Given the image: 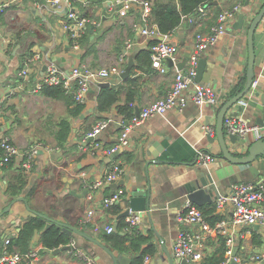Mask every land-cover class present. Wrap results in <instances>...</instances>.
<instances>
[{"label": "crops", "instance_id": "obj_1", "mask_svg": "<svg viewBox=\"0 0 264 264\" xmlns=\"http://www.w3.org/2000/svg\"><path fill=\"white\" fill-rule=\"evenodd\" d=\"M8 1L9 5L0 13V136L9 134L20 149L35 140L45 141L50 149H40L33 157L27 173V185L20 195L13 198L5 190L8 180H12L18 173L17 168L21 167V157H16L14 166L8 163L4 166L0 164V247L5 237L18 233L21 224L31 213L27 208L29 205L47 216L83 230L90 237L111 248L114 254L124 253L125 258L122 257L121 262L123 259H130V264H133L135 255L146 248L150 250V264H168L165 253H173L178 231L182 228L191 231L199 229L197 224H186L176 219V214L183 209L186 199H189L186 184L192 179L195 169L202 167L210 172L219 195L226 194L233 184L240 181L250 180L264 184V158L262 157L261 163H254L255 172H259L255 176L248 166L233 164L222 157L217 134L221 107L239 93L248 81L249 21L245 20L241 28L236 27L239 24V12H244L252 18L264 4V0H242V8L227 24L225 34L215 45L203 50L200 56V69L197 71L196 80L216 89L221 97L220 103L213 106L198 105L189 101L182 109L173 108L165 114L153 115L133 128L129 145L114 157L121 161L124 167L117 181L119 185L105 186L95 193V199L92 201H88L84 194L81 195L83 190L87 191L86 181L100 176L114 158L106 160L109 155L81 150L78 141L91 130L96 121L112 117L114 120L97 137L100 143L112 145L120 132L118 119L127 117L117 111V104L126 103L130 98L129 104L134 112L161 97L171 86L175 71L187 66L186 59L183 67H178L185 57L188 58L193 48L195 33L207 32L215 21V16H194L192 20L185 19L171 32L159 35V39L163 38L176 48L173 64L169 65L165 60L166 69L160 71L151 66L149 59L148 45L151 38L138 30L142 25L141 7L136 3L128 7L117 3L116 0H87L84 6L80 5V2L75 3L76 9L99 20V25L90 24L87 32L80 38V46L74 48L62 25L67 10L64 5L52 7L45 0ZM237 1L239 0H212V4L218 11L231 7ZM253 37L255 75L253 88L247 98L256 100L260 107L245 104L239 114L249 123L260 125L262 132L264 125L260 120L264 117V108L260 103L261 95L254 96V89L257 88L260 94H264V16L257 24ZM127 42H130V46L124 55V61L120 63V72L132 58L129 74L125 78L119 76L120 72L113 75L110 78H116V81L107 86H99L98 82L91 83L85 106L78 115L71 112L73 104L66 102L69 98L72 99L69 93L53 96L47 94L44 89L34 90V84L40 79L46 64L55 63L65 75L78 63L99 68L109 66L118 61ZM88 47L92 49L87 51ZM35 53L40 57L32 64L28 75L21 76L19 70L23 59ZM243 77L241 90L234 92L233 88ZM103 87L118 88L119 98L110 108L99 111V117H96V97ZM68 94L69 98L66 97ZM235 108L236 104L227 112H232ZM63 118L70 121L71 128L64 145L59 146L56 131ZM206 124L214 129L212 133L205 132L203 125ZM222 131L227 146L235 152L224 124ZM246 137L251 140L256 135L250 131ZM149 139H154L164 146L157 156L145 154V144ZM153 147L158 151L156 146ZM199 151H210L214 158L205 165L198 164L196 156ZM157 158L159 161H151L146 166L147 159ZM82 172L85 174L82 175ZM33 186L34 193L25 201L21 199L20 197ZM106 187L109 189L105 190ZM117 188L123 191L122 199L117 203L118 213L103 207L101 203L103 195ZM136 189H149L150 201L141 211L140 221L132 228L134 231L124 227L119 229L117 226L116 230L108 233L105 226L115 222L118 225L121 213L131 209L129 198L131 192ZM216 198L213 196L203 205H196L202 209L210 223L220 218L229 220L228 229L233 237L232 248L236 247V261L264 264V229L258 225L232 224V205L225 203L221 209H217ZM89 207L95 210L91 220L86 222L84 218ZM121 218L124 222L125 217ZM118 231L127 236H133L135 232L141 234L144 240L140 243L138 251L128 248L129 239L125 241V247H119L109 238L111 233ZM41 232H35L30 241L27 252L34 254L23 258L21 264H84L83 260L75 255L73 248L66 247L68 244L55 247L59 248L56 252L51 251L55 248L45 251L40 241ZM220 236L223 235L207 236L203 258L220 245ZM72 238L75 239L77 247L92 258V264H114L109 254L96 242L79 234ZM251 255L259 256L251 259ZM202 260L189 262L202 264Z\"/></svg>", "mask_w": 264, "mask_h": 264}, {"label": "built area", "instance_id": "obj_2", "mask_svg": "<svg viewBox=\"0 0 264 264\" xmlns=\"http://www.w3.org/2000/svg\"><path fill=\"white\" fill-rule=\"evenodd\" d=\"M39 0H35L38 2ZM52 7L65 6V18L63 20V29L69 34L71 46L78 48L80 46V38L87 30L88 26L99 25V20L94 19L81 10L75 8V3L80 2L82 6L87 3V0H45ZM117 3L124 7L136 3L140 5L142 25L138 27L141 34L151 38L148 45V51L151 61V66L160 71H165L164 65L166 58H170L173 62L176 59L175 46L158 36L161 35L156 24L150 20L151 0H116ZM9 5V1H0V13ZM242 0L237 1L234 5L220 10H215L212 2H203L200 4L195 13L186 17L187 20H192L195 16L201 17L206 15L215 16V21L210 26L207 32H196L194 37L193 48L187 58V66L183 69H177L174 74V79L169 89L158 99H155L143 105L137 111H134L130 117H120L118 124L120 132L116 141L106 146L97 139L99 133L112 121L114 118H104L96 121L91 130L78 141L81 150L89 151L93 154L110 155L112 153L119 154L130 143V133L137 125L145 119L156 115L165 114L173 108L182 109L189 101L198 105L209 104L218 105L221 101L219 92L212 86L196 80L198 64L200 56L206 48L215 45L219 38L225 34L226 27L229 21L242 8ZM130 46V42L126 43L125 51L120 55L118 61L109 66L92 67L85 63L74 64L67 75L53 62L46 64V68L40 79L34 84V90H41L48 85H62L66 93L71 94L75 103L84 104L91 83L99 84V81L108 80L115 74L120 72V63L124 61V55ZM40 55L35 53L28 55L23 59L19 74L26 77L32 67V64ZM254 85V82H253ZM2 110V102L0 101V112ZM223 124L229 134H236L241 138H246L248 132L252 131L256 137L261 134L260 125L249 123L241 114H233L226 112L223 118ZM205 132L212 133L213 128L206 124L203 125ZM91 138V139H90ZM40 149L49 150L50 146L43 140H35L29 146L20 149L14 142L11 136L4 133L0 136V164H6L11 159H16L20 155V165L25 173H28L33 157ZM115 157V156H114ZM214 158V154L210 151H199L196 156V163L205 165ZM124 171L123 163L117 158L112 159L103 173L94 180L86 181L85 198L88 201L95 199V193L113 182H117L118 178ZM82 175L85 173L82 172ZM123 196V191L120 188L114 189L112 192L105 194L101 198V203L105 208H111L116 205ZM225 203L232 205V215L230 222L234 225L247 224L258 225L264 229V184L254 181H240L232 185L229 192L221 194L216 198V208L221 209ZM94 208L89 207L84 221L88 222L94 213ZM128 214L125 215L126 230H131L140 221L141 211H133L128 209ZM176 219L186 224H197L199 229L191 231L182 228L178 231L174 246L173 255L175 257L184 258L188 261L200 262L204 256V248L206 238L210 234H219L225 237L226 250L225 259L220 264H227L233 252V237L228 229L229 220L220 218L214 223H210L204 216L202 209L193 203L190 199H186L184 207L176 214ZM105 230L113 232L114 226L107 224ZM9 237H5L0 247V264H21L25 257H29L34 253H22L17 250L8 248ZM73 248L75 255L81 258L84 264H92L90 258L83 250L77 247L75 239H71L68 243ZM259 255H251L249 258L254 259ZM151 254L146 253L141 262L138 264H150ZM29 264H33L29 262ZM203 264V263H202ZM240 264L246 262L240 261Z\"/></svg>", "mask_w": 264, "mask_h": 264}, {"label": "water", "instance_id": "obj_3", "mask_svg": "<svg viewBox=\"0 0 264 264\" xmlns=\"http://www.w3.org/2000/svg\"><path fill=\"white\" fill-rule=\"evenodd\" d=\"M264 16V4L260 7L258 12L252 17L249 18L247 14L244 12H239L238 15V25L236 27L241 28L244 25L245 20H248L249 26L247 29V43H248V81L243 87V89L237 93L235 96L230 98L228 101L224 103V105L221 107L219 115H218V121H217V134H218V140L221 146V151H222V157L225 158L228 162H231L233 164H239V165H244L248 166V169L255 175H258V171L255 172L256 170V164L254 163H261L262 162V157L264 158V131L261 132V134L251 140H248L246 138H241L237 136L236 134H230V141L232 142L233 149L235 150L232 151L226 144L224 134L222 131L223 128V118L225 116V113L231 108L233 105L236 104L235 110H233L231 113L233 114H238L240 111L243 110L245 104L251 105V106H258L260 107L259 104H257V101L254 100L253 98H247L248 93L252 90L253 88V82H254V58H255V51H254V31L259 23V21L263 18ZM187 57H185L183 63L179 64L178 67L182 68L183 65L185 64ZM133 59L130 58L127 65L124 67V69L119 73V76L121 78H125L129 74L130 67L132 65ZM166 62L169 65H172L173 62L172 60L168 57L166 58ZM46 68V65L44 66V69ZM198 69H200V63L198 64ZM116 81V78H109L108 80L100 82L98 85L99 86H107L109 83H113ZM254 96H259L260 97V103L262 105V108H264V94H260L259 89H254ZM247 98V99H244ZM137 111V110H136ZM261 124L264 125V117L262 120H260ZM263 127V126H261ZM91 139V138H90ZM154 139H149L147 144H145V154L150 155L152 154L153 156H157L159 152L164 148L162 144H158ZM153 146L157 147V150H154L155 148ZM116 153L110 154L106 160H111L116 156ZM157 162L159 159H147L145 164L146 166L151 162ZM119 182H113L110 184V186H118ZM186 191L188 198L195 204L197 205H203L205 202L210 201L212 197H218L219 192L217 191V185L214 181V178L211 176L210 172L207 171L205 168H198L195 169L194 174L192 179L186 184ZM86 194V190H83L81 195ZM24 201L26 200L24 197H20ZM150 201V191L149 189H136L131 192V196L129 198V202L131 205V209L133 211H139L143 210L146 208L147 205H149ZM28 209H31L32 211H35L36 213L44 216L45 218L48 219V222L46 223L45 227L42 229H46L51 223L55 222L57 223L62 230L67 232L69 235L73 236L74 238L76 237V234L82 235L84 237L89 238L90 240L96 242L99 244L104 250L109 254L111 260L113 261L114 264H130V259L127 260H122L121 258H125L124 253H120L118 255L114 254V252L111 250V248L101 244V242L93 237H90L86 232L83 230L72 226L71 224L58 220L56 218L47 216L33 208H30L29 205H27ZM128 209L123 211L121 213V216H125L128 214ZM114 230L117 228V223L115 222L113 224ZM66 247L71 248V246L68 244ZM45 251H48V248L44 249ZM59 248H55L51 251L56 252L58 251ZM235 250L236 247L233 248L232 256L230 258L229 264H240L239 261H236L234 258L235 255ZM167 258H168V264H192L188 260L184 258H179L175 257L173 253L171 254L170 252L165 253Z\"/></svg>", "mask_w": 264, "mask_h": 264}, {"label": "trees", "instance_id": "obj_4", "mask_svg": "<svg viewBox=\"0 0 264 264\" xmlns=\"http://www.w3.org/2000/svg\"><path fill=\"white\" fill-rule=\"evenodd\" d=\"M203 2H212V0H152L151 10H150V20L152 23L157 25L160 33L163 34L169 33L172 30H174L178 25H180L185 20L186 17L194 14L197 7ZM83 13L87 14V12H83ZM91 49L92 48L88 47L87 51H90ZM243 82H244V77L233 88V91L237 92L241 90ZM42 89H44V91L49 95H53V96H62L63 94L65 95V89L62 87V85H48V86H44ZM66 97L69 98L70 97L69 94L68 96L66 95ZM118 98H119L118 88L103 87L96 97V105H95L96 117H99V111L110 108L111 105L118 100ZM69 99L70 100H66V102L68 104L69 103L73 104V107L70 108L72 114L78 115L79 113H81L85 104L75 103L73 99L71 98ZM127 100L128 101L126 103L117 104L116 108L119 113L128 117L129 115H131V113H133V111H132V107L129 104L130 98ZM70 128H71V124L68 119L63 118L60 120L59 128L56 131L58 137L57 144H59V146L64 145L67 139V135L70 131ZM7 163L11 166H14L15 160L11 159ZM4 165L5 164H3L2 166ZM17 170L18 173H16L15 176H13V179L8 180L7 187L5 190L8 195L12 196V198L14 196L20 195L27 185V173H25L22 170V167L20 168L18 167ZM108 189L109 187L105 188V190ZM34 191H35V186L27 190L24 193L23 197L25 199H28V197H30L34 193ZM110 209L116 213L119 212V208L117 204L111 207ZM29 210L31 211V213L21 224L18 233L16 235L9 236L8 248L10 250H19L20 252H27L29 250L31 238L37 231H42L40 234V241L43 248H55L60 245H66L71 241L72 236L69 235L64 230H62L61 227L55 222L51 223L46 229L42 230L45 227L46 223L48 222L47 221L48 219L36 213L35 211H32L31 209ZM121 219L122 218L120 215L119 222L117 225L119 229H122L123 227L127 226V223L125 221L122 222ZM119 231L113 234L111 233L109 235V238L113 239L115 243L119 245V247H125V241L129 239L130 244L128 248L138 251L140 243L142 242V240H144L143 236L141 234H137L136 232L134 233L133 236H127V234L122 235L119 233ZM132 231H134V229H132L131 232ZM219 241H220V245L216 248V250L212 253H209L208 255H206V257L203 258L202 260L203 264H220L225 259V250H226L225 237L220 236ZM148 251L150 250H147L145 248L140 253L135 255V260L133 264H138L139 262H141L143 256L146 253H149Z\"/></svg>", "mask_w": 264, "mask_h": 264}, {"label": "rangeland", "instance_id": "obj_5", "mask_svg": "<svg viewBox=\"0 0 264 264\" xmlns=\"http://www.w3.org/2000/svg\"><path fill=\"white\" fill-rule=\"evenodd\" d=\"M35 139H36V138H35ZM35 139L33 138V140H35ZM33 140H32V141H33ZM30 142H31V141H30ZM24 143H25V142H24Z\"/></svg>", "mask_w": 264, "mask_h": 264}]
</instances>
